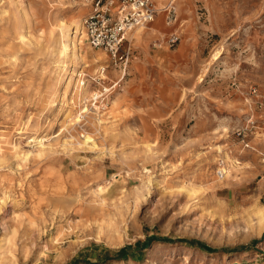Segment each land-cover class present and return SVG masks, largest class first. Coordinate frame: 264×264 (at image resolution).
<instances>
[{"label": "rangeland", "instance_id": "rangeland-1", "mask_svg": "<svg viewBox=\"0 0 264 264\" xmlns=\"http://www.w3.org/2000/svg\"><path fill=\"white\" fill-rule=\"evenodd\" d=\"M84 1L0 0V264H264V0H176L117 60Z\"/></svg>", "mask_w": 264, "mask_h": 264}, {"label": "built area", "instance_id": "built-area-1", "mask_svg": "<svg viewBox=\"0 0 264 264\" xmlns=\"http://www.w3.org/2000/svg\"><path fill=\"white\" fill-rule=\"evenodd\" d=\"M175 1L168 0L164 4L158 5L156 0H88V2L85 0L84 2L91 6V10L84 16L82 24L86 29L88 41L93 47L103 48L114 60L122 59L126 54L123 43L128 32L137 26H144L152 22L160 12L166 13L168 23L175 21L177 19ZM175 39L176 36L173 40ZM105 69V66L101 67L102 72ZM118 82L114 81L109 87L105 86L103 90L109 91ZM250 92L256 96L259 95L256 86H251ZM259 104L264 106V95L260 96ZM254 126V116L250 115L246 124L236 130L244 147L252 146L248 134ZM225 173L224 168L218 170L220 177H223Z\"/></svg>", "mask_w": 264, "mask_h": 264}, {"label": "bare ground", "instance_id": "bare-ground-1", "mask_svg": "<svg viewBox=\"0 0 264 264\" xmlns=\"http://www.w3.org/2000/svg\"><path fill=\"white\" fill-rule=\"evenodd\" d=\"M83 4L86 6L87 5V2H83ZM81 10H82V8H81ZM78 26H81V25H77V27ZM138 27H144V26H138ZM80 28V31H81V27H79ZM73 29H74V31H73V33H75V35H74V37H76V33H77V29L75 30V28L73 27ZM83 32V31H82ZM142 32V29H139L137 32H136V34H140ZM77 41H78V39H77ZM75 45V44H74ZM85 111V110H84Z\"/></svg>", "mask_w": 264, "mask_h": 264}, {"label": "trees", "instance_id": "trees-1", "mask_svg": "<svg viewBox=\"0 0 264 264\" xmlns=\"http://www.w3.org/2000/svg\"><path fill=\"white\" fill-rule=\"evenodd\" d=\"M153 238H155V236H151L149 239H153ZM205 247L209 248L208 246H205ZM124 248H125V246L122 247L121 249L123 250Z\"/></svg>", "mask_w": 264, "mask_h": 264}, {"label": "crops", "instance_id": "crops-1", "mask_svg": "<svg viewBox=\"0 0 264 264\" xmlns=\"http://www.w3.org/2000/svg\"><path fill=\"white\" fill-rule=\"evenodd\" d=\"M156 2H157V0H156ZM87 5H89V4H87ZM90 7H91V6H90ZM90 7H87V9H89ZM161 13H163V12L158 13L157 16H158L159 14H161ZM164 13H165V12H164ZM157 16H156V17H157ZM155 19H156V18H155ZM155 19H154V20H155Z\"/></svg>", "mask_w": 264, "mask_h": 264}]
</instances>
